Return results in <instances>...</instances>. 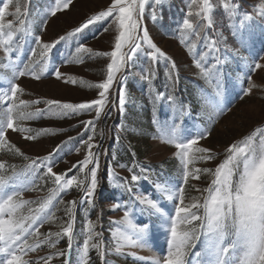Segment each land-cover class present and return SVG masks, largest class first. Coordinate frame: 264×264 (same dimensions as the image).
Here are the masks:
<instances>
[{"label":"rangeland","instance_id":"rangeland-1","mask_svg":"<svg viewBox=\"0 0 264 264\" xmlns=\"http://www.w3.org/2000/svg\"><path fill=\"white\" fill-rule=\"evenodd\" d=\"M110 3L111 0H72L68 9L57 12L56 16L51 15V19L47 22L40 37L41 42H51L60 36H65L66 40L70 41L72 37H77L85 30L83 29L77 33L75 31L77 27H80L91 17L98 15L99 12L106 10ZM209 3L212 5V10L208 13L211 18V26H208V20L204 19V13L200 11L203 0H161V4H156L155 0H146L145 10L139 21L141 29L137 31L138 37H142V29L148 31L151 41L164 53L163 56L158 55L157 57L180 61L181 58L186 59L187 57L183 45L176 39L164 38L158 34L153 22L174 11L182 12L185 15L184 19L190 17L193 28L204 19L209 27L208 34H205L202 41L197 37L192 48L200 45L198 50L203 52L201 59L212 65V73L222 75L228 61L240 62L238 67L232 69L234 77L230 78L227 86L222 88V95L215 99L216 103L225 104L234 99L241 90L242 80H245V89L240 95L242 99L235 100V106L219 120L212 133L193 146V149L203 148L208 150L204 153L207 156L210 154L212 158L199 159L203 155L195 151L191 154L193 159L190 164L193 167L191 166L190 173L198 175L199 178L197 179L190 174L187 181H185L187 187L185 195L191 197L186 200L184 196L185 205L192 203L204 204L205 198L209 194L206 190L212 187V183L209 184L211 175L227 158L229 146L235 144L246 150L248 148L259 150L264 145V0H209ZM225 3L229 5L227 9L223 7ZM55 6L56 0L48 10L51 12ZM14 10V7L13 10H10L9 7L8 12L11 13ZM198 13L200 14L198 15ZM154 14L156 16L155 20L152 18ZM183 20L180 23V28L185 31L193 30V28H183ZM110 21H113L112 17L94 21L90 25H97V27L99 25L97 34L91 36L87 44H84L92 52L85 53L75 50V52L87 55V57L81 59L75 56L73 61L76 62L61 65L59 71L63 75L60 80L55 79L52 75L49 79L38 80L33 76L19 77L17 74V84L22 89L17 95V101H26L30 96V98H41L43 100L47 98L58 103L63 101V103L78 104L98 98L99 90L95 85L104 82L107 75V64L111 62V58L105 54L113 50L114 37L119 34L118 24L115 22L110 23ZM105 28H107V31L104 30ZM186 38L187 36H183L184 42ZM7 39L8 37H5L4 40ZM139 42L141 47L136 51L134 58L127 61L125 68L116 74V80L125 73H134V69H131V63L137 55L145 54L150 57L149 54L153 49L142 39ZM243 47L247 56L240 51V48ZM3 50L0 46V57ZM124 50L128 51L129 49L125 48ZM40 51L39 47L38 57H41ZM196 53L197 50H194L193 55H196ZM256 63L261 64L262 67L255 68ZM69 77L73 78L75 83H65L64 80ZM115 81L109 90L108 103L100 117L97 118L95 111L92 110L87 112L83 119V123L92 121L87 127V139L90 136L92 137L94 126H99L100 118L108 112L107 106L110 103V95L114 93ZM215 81L218 84L222 83L219 78H215ZM83 82L86 83L84 87L78 86ZM13 121L17 128L25 125ZM76 122L77 120H74L71 123ZM98 126L97 128H99ZM6 135V148L10 151L23 150L26 154L34 157L45 155L55 145V140L51 138L39 142H30V140L24 138L23 133L12 129H7ZM169 139L164 134L160 139L151 140L143 162L151 166H158L162 162H167L176 178H165L160 182L162 175L152 177L150 185H147L149 192H145L139 185L131 183L127 186L128 188L122 190L128 195V200L125 202H122L119 198L114 200L111 198L112 196L107 194V189L113 190L114 181L110 179L109 184L105 185L98 179V188L91 198L92 203L86 202V204L77 208L78 217L74 222L76 230L72 234L70 251L68 238L63 235H56L57 233L62 234L67 223L65 224L61 220L54 222V220L47 219L41 224L38 220L30 229L32 234L24 237L35 250L22 255V260L27 261L28 264H45V259H47L48 264H51L58 263L67 254V258L70 257L67 264H158L167 253L171 217L174 216V208L179 203L177 197L184 183L185 161L178 155V150L174 145L168 143ZM94 141L95 139L92 137L93 149L97 144ZM88 151L87 146V152L84 155L77 152L70 159V162L84 159ZM102 162L101 160L97 169V177L102 175ZM69 164L71 163L65 166L69 167ZM168 166L165 165V168ZM92 167L89 164L87 170H91ZM197 169H199L198 173L196 172ZM119 173L126 174L122 170V166ZM236 178L237 176L234 175V180ZM88 187H90V182ZM145 193L157 202L163 215L150 209L146 204L140 203ZM27 198L29 196L25 195L22 200L15 199L14 201L19 205L14 218L21 219L25 226L31 223L30 220L25 218L29 217L32 210L31 207H26L24 204L26 200L23 199ZM46 210L39 214L41 218L47 217ZM94 211H96L95 214H92ZM125 211L128 212L127 219L125 218ZM192 211L197 212L200 216L204 215L203 207L192 209ZM89 221L92 222L91 230L88 226ZM143 224L149 225L146 231H142L140 228V225ZM199 224V221H194L191 225L183 224L179 226L178 230L181 232L191 230L194 227L198 228ZM37 228L39 229L38 232L36 231ZM235 239L234 232L226 229L223 243L230 249L229 258L232 264H243L245 259L244 249L231 246V242ZM85 242H87L88 248L87 255L84 249ZM37 245L39 246L37 247ZM2 247V242H0V248ZM53 249L54 253L51 256ZM186 251L185 260L186 262L192 261V264H195L193 253L197 254L196 259H198L199 264H210L214 259L210 254L208 240L203 229H199V238L194 242V247ZM61 252L64 253L63 256L60 255ZM7 258L0 252V264H3Z\"/></svg>","mask_w":264,"mask_h":264},{"label":"trees","instance_id":"trees-1","mask_svg":"<svg viewBox=\"0 0 264 264\" xmlns=\"http://www.w3.org/2000/svg\"><path fill=\"white\" fill-rule=\"evenodd\" d=\"M53 4L54 0H12L9 5L10 10H13V7L15 9L17 5L20 6V18L25 23L21 25L18 22L14 15L15 10L11 13L8 12L5 16V24L11 22L13 27L11 29L12 40L7 44L4 43V39L7 37L9 29L5 28L0 31V46L4 49L0 57V96L5 92L10 93L11 85L17 84L18 71L23 70L26 64L34 76L39 77L38 80H46L50 78L56 68L76 62L73 61L75 56L81 59L87 57L75 50L81 45H86L89 38L97 34L99 25L86 28L77 37H72L70 41L66 39L62 41L49 55L47 66H45L44 60L38 57L39 46L35 43V37H41L43 34L47 22L51 19V12L48 8ZM184 16L182 12L174 11L155 20L153 26L162 37L178 40L183 45V50L187 52V60L181 58L180 61H171L165 57H157L156 60H152L145 54L137 55L131 63L134 73H125L119 79H115L114 93L110 95V103L107 106L108 112L100 118L99 126L97 125L99 128L94 126L95 128L92 130V137L97 143L95 148H92V152L98 156L99 165L101 160L103 161V172L97 179H100L105 185L109 184L110 179L115 182L112 191L107 189V194L114 200L115 198L121 199L122 202L128 200V195L122 190L131 183H135L145 192H149L147 185H150L152 177L162 175L160 182L165 178H176L167 162H162L158 166H151L143 162L151 140L160 139L164 134L170 139L186 140L199 136L201 133L206 134V137L212 133L219 120L235 106V100L242 99L240 95L245 89L244 79L241 90L234 99L225 104L216 103L215 99L222 95V88L226 87L229 79L234 77L232 69L238 67L240 62L228 61L222 75L212 73V65L201 59L203 52L198 50L200 45L192 48L197 37L200 38V41L204 40L209 27L203 19L193 30L185 31L180 28ZM186 19L191 22L190 17H186ZM183 36H187L185 42ZM194 50H197L196 55H193ZM33 51H35V55L32 54ZM240 51L245 54L244 47L240 48ZM245 55L247 56V54ZM197 62L200 67L196 66ZM42 69L43 71H41ZM215 78H219L222 83L218 84ZM84 84L86 83H80L78 86L84 87ZM121 92L124 97L123 108L119 105ZM46 101L49 100L47 98L44 100L30 98L29 96L21 104L16 99L13 120L25 124L19 128L28 129L27 132L21 133L25 136H33L34 139H31L30 142L51 138L55 140V145L51 147L50 152L37 157L26 154L23 150L10 151L6 148V128L4 137L0 138V163L5 166L4 169H0V176L7 178L23 172L19 175L17 182L19 187L9 186L6 189L7 193L11 194L13 191L19 190L21 195L16 198L17 200H22L25 195L29 196V198L23 199L26 200L24 201L25 206L32 209L29 217L36 214V209L41 204L50 201L45 208L48 220H54V222L61 220L66 224L71 219L74 232L76 230L74 222L78 217L77 208L87 202L84 189L90 182V170L85 168L81 171L79 168L73 167L83 159L73 162H70V159L77 152L80 155L87 152V145L81 143V141L87 140V128L83 123L87 112L78 110L72 115H68L67 113L71 110L61 107L64 104L63 101L53 105H48ZM11 103L10 100L0 102V127H3L5 123L4 111ZM221 108L224 109L223 112L220 111ZM25 114H32V118L21 119V116ZM74 120L77 122L71 123ZM45 129L50 131H43ZM57 146H60L59 151L54 152ZM50 154V159H46ZM201 154L207 156L204 152ZM208 156L211 157L210 154ZM68 163L71 164L66 167L65 165ZM49 165L52 166L54 173L66 174L65 180L61 181V184L65 183L68 178H74L78 184L60 188L55 183L54 176L47 174ZM165 165L169 166L165 168ZM121 166L126 174L119 173ZM191 166L193 167L190 163L187 164L189 173L192 170ZM133 172L140 177L137 182L131 181ZM213 174L209 184L212 183ZM116 188H119V191ZM186 188L184 180L181 189H183L185 199L188 200L191 197L185 195ZM73 201H75L73 214L69 217L68 209L73 207L71 203ZM61 241L63 242V239ZM53 253L54 249L51 256ZM66 255L58 263L51 264H66L70 259Z\"/></svg>","mask_w":264,"mask_h":264},{"label":"snow or ice","instance_id":"snow-or-ice-1","mask_svg":"<svg viewBox=\"0 0 264 264\" xmlns=\"http://www.w3.org/2000/svg\"><path fill=\"white\" fill-rule=\"evenodd\" d=\"M72 0H56V6L51 10V15L56 16L57 12L61 10L68 9ZM12 0H0V31L5 28L9 29L7 33L8 39L4 41L7 44L12 40V23L9 22L5 24V16L8 13L9 5ZM146 0H111L110 6L106 10L99 12L83 23L80 27H77L75 31L77 33L81 32L83 29L88 28L94 21L104 20L106 18L112 17L113 21L118 24L119 34L114 37V48L112 51L106 53L105 55L111 58V62L107 64V75L104 82L97 83L95 87L98 91V98L93 99L88 102H82L78 104L64 103L61 107L65 110H71L68 115H72L78 110H83L89 112L94 110L96 117H100L103 113L107 103H108V93L112 88L115 77L117 73H120L122 69L125 68L128 60L133 59L136 51L141 47L140 40L147 43L153 51L149 54L152 60H156L157 56H163L164 53L151 41L149 38V33L146 29H142V37L137 36L138 29H141L140 19L143 16L145 10ZM156 4H161V0H155ZM225 9L229 7L227 3L223 5ZM212 10V5L209 0H203V5L201 7V12L204 13V19L208 20L211 26V18L208 13ZM200 13H198L199 15ZM16 19L23 25L25 21L21 19V8L19 5L15 8ZM156 19L155 14L152 17ZM46 23V21H45ZM183 28L191 29L193 28L192 23L188 19L183 20ZM107 31V28L104 29ZM66 39L65 36H60L51 42H41L40 36L35 37V43L41 49L40 56L47 66V60L49 55L62 41ZM128 48V51L124 49ZM79 52L91 53L92 50L81 45L76 49ZM35 55V51L32 53ZM200 67L199 62L196 64ZM262 67L261 64L256 63L255 68ZM43 71V69L41 70ZM33 76V78L38 79V76L29 70V66L24 65L23 70L18 71L19 77ZM51 75L60 80L62 73L59 68H56ZM65 83H75V80L71 77L64 80ZM22 91L18 84H12L10 88V93L5 92L4 95L0 96V102L11 101L10 106L6 107L4 111L5 123L3 127H0V138L5 135V129H12L13 131L27 132L26 128H17L14 125L13 113L16 107L15 101L17 99V93ZM21 104L24 102L21 101ZM48 105L57 104L56 101H46ZM119 105L121 108L124 106V97L121 92L119 98ZM39 111V110H38ZM221 112L224 109H220ZM32 114H25L21 116V119H31ZM92 121L84 122L87 128ZM45 132L50 131L48 129L43 130ZM204 133L199 136H194L189 139H171L168 141L169 144L174 145L178 150V155L185 161V171L184 180L187 181L190 174L194 175L195 178H199L198 175L189 173L187 171V164L192 162L193 157L191 154L193 151L202 153L208 150L203 148L193 149V146L198 143L200 139L205 138ZM26 140L34 139L33 136H25ZM92 137H88L87 140L81 141V143L88 146V154L82 161H79L74 168H79L83 171L89 164L93 167L90 170L91 180L90 187L84 189L85 195L88 198L87 202L92 203V197L94 196L98 188L97 179V169L99 167L98 156L91 151L94 145L91 143ZM57 146L55 151H59ZM227 158L215 169L214 176L215 179L212 181V187L207 189L208 196L205 198L204 204L192 203L190 205L184 204L183 189H180L178 195L179 203L174 208V216L171 217V228H170V239L168 241V248L166 255L158 262V264H192V261L185 260L187 255V249L194 247V242L199 238V229H203L204 234L208 240V247L210 254L214 257L210 264H232L229 258L230 249L228 246L224 245V237L226 234V229L234 232L236 237L235 240L231 242L233 248H243L245 259L243 264H264V145H262L259 150L255 148H240L233 144L227 149ZM51 154L48 158L50 159ZM210 156H201L199 159H211ZM35 163V162H33ZM242 166V167H241ZM4 164L0 163V169H4ZM147 171V170H146ZM199 172V169L196 170ZM20 174H23L20 173ZM14 174L10 177L0 176V242H2L3 247L0 248L7 259L4 260L3 264H28L27 261L22 260V255L27 254V252L34 251L35 248L28 244L27 239L24 237L31 235L30 229L32 225L38 220L40 223H44L48 217L41 218L40 213L44 212L45 208L48 206L49 202L41 204L39 208L36 209V215H32L25 219L30 220L27 226L21 219L14 218L15 212L19 205L15 203V199L21 195L19 190L13 191L8 194L6 189L9 186H17L19 181V175ZM47 174L54 176L55 183L60 188H68L73 184H78L74 178H68L65 183L61 184V181L65 180V175L56 174L53 172L52 166L47 167ZM234 175L237 178L234 180ZM140 179L138 175L133 172L131 176L132 182H137ZM172 198V197H170ZM73 207L68 209L69 217L73 214V209L75 201L71 202ZM140 203L146 204L150 209L155 210L157 213L163 215L162 210L159 208L157 202L149 198L145 193ZM203 207L204 215L200 216L197 212L192 211V209H199ZM125 218H128V212L125 211ZM194 221H199L200 224L198 228L194 227L191 230L179 231V226L183 224L191 225ZM89 230L92 228V222H88ZM142 231H146L149 225H140ZM38 232L39 229L37 228ZM73 233L72 220L69 219L67 226L63 228V232L57 233V236H66L69 240V251L71 248V239ZM39 245H37L38 247ZM85 254L87 255V242H85ZM19 253V254H18ZM61 256L64 255L63 252L60 253ZM196 253H193V258L195 264H199L198 259H196ZM50 259V258H48ZM45 264H48V260L45 259ZM67 264V262H66Z\"/></svg>","mask_w":264,"mask_h":264}]
</instances>
